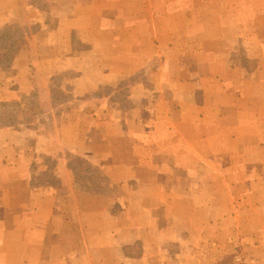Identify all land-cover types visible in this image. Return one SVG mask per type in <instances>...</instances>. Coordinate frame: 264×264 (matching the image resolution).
<instances>
[{
    "label": "crops",
    "instance_id": "obj_1",
    "mask_svg": "<svg viewBox=\"0 0 264 264\" xmlns=\"http://www.w3.org/2000/svg\"><path fill=\"white\" fill-rule=\"evenodd\" d=\"M17 10L0 103L37 87L41 111L0 128V264H218L264 243V0H0V29ZM93 172L105 193L82 189Z\"/></svg>",
    "mask_w": 264,
    "mask_h": 264
},
{
    "label": "trees",
    "instance_id": "obj_2",
    "mask_svg": "<svg viewBox=\"0 0 264 264\" xmlns=\"http://www.w3.org/2000/svg\"><path fill=\"white\" fill-rule=\"evenodd\" d=\"M23 2H26V0H23ZM24 24H25V12L23 10H17L15 11V16L11 18L10 23L7 26L0 29V67H8L12 63L14 57V51L16 49L17 43L23 36V31L25 28ZM58 78H60L59 75H57L48 82H56ZM56 89L57 88L51 89V93L53 96L61 97L63 99L64 97H67L64 93L60 94V91H57ZM3 109H10L11 111L9 112V114H7V118H5L6 115L0 112V128L3 126H8L10 124H16L14 123L15 121L23 122L24 119H9L17 112L15 111L17 109H20V111L22 112H26L29 116L31 114H35L41 111L40 96L37 87L33 88L31 92H29L28 94L21 95L16 102L0 103V111H2ZM6 122H8L9 124H7ZM86 168L87 170H90L91 167H86ZM70 174L72 178L75 180L76 174L74 172V168L72 165L70 168ZM91 183H94L93 184L94 186L90 187L89 189L86 187H82V189L90 190L91 192L94 193L106 192L107 190L105 185L106 180L103 177H101L99 174L94 172V175L91 178ZM218 264H224V262L220 261Z\"/></svg>",
    "mask_w": 264,
    "mask_h": 264
},
{
    "label": "rangeland",
    "instance_id": "obj_3",
    "mask_svg": "<svg viewBox=\"0 0 264 264\" xmlns=\"http://www.w3.org/2000/svg\"><path fill=\"white\" fill-rule=\"evenodd\" d=\"M53 98L56 99V96H54ZM57 99L61 100L63 98L58 97ZM122 99H124V96H122ZM60 102L61 101H59V103ZM10 111H11L10 109H3L0 112L6 115L5 118H7V114H9ZM15 111L17 112L9 119H25L26 117L29 118L32 115L31 114L29 116L26 112L20 111V109H17ZM72 163H73L72 166L74 168V172L76 174L74 181L79 183L81 182L86 183V181L82 178V176L77 173L78 169L80 168V164L77 161H72ZM92 171L93 170L90 169L91 173ZM92 177L93 176H91V178ZM240 191L237 192L239 195L242 193ZM228 258L229 260H222L224 264H264V243L260 239L256 241L249 239V241L238 242L235 249L231 253H229Z\"/></svg>",
    "mask_w": 264,
    "mask_h": 264
}]
</instances>
